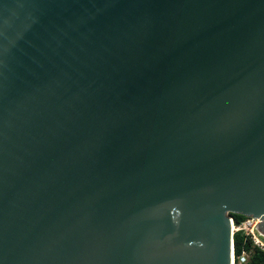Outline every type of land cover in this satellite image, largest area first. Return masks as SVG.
Segmentation results:
<instances>
[{"label":"water","instance_id":"obj_1","mask_svg":"<svg viewBox=\"0 0 264 264\" xmlns=\"http://www.w3.org/2000/svg\"><path fill=\"white\" fill-rule=\"evenodd\" d=\"M264 236V0H0V264H232Z\"/></svg>","mask_w":264,"mask_h":264},{"label":"built area","instance_id":"obj_2","mask_svg":"<svg viewBox=\"0 0 264 264\" xmlns=\"http://www.w3.org/2000/svg\"><path fill=\"white\" fill-rule=\"evenodd\" d=\"M231 218V234L232 238L235 234H242L247 239H249L253 247L259 249L264 253V236L260 234L256 226L260 223L258 219L245 218L239 223H235L233 218ZM246 262V253L243 252L239 257V263L243 264ZM232 264H235L234 250L232 249Z\"/></svg>","mask_w":264,"mask_h":264},{"label":"trees","instance_id":"obj_3","mask_svg":"<svg viewBox=\"0 0 264 264\" xmlns=\"http://www.w3.org/2000/svg\"><path fill=\"white\" fill-rule=\"evenodd\" d=\"M235 223H239L245 219L240 215H230ZM233 250L235 256V264L239 263V257L243 252L246 253V262L243 264H264V253L253 247L251 241L242 234H235L233 237Z\"/></svg>","mask_w":264,"mask_h":264}]
</instances>
